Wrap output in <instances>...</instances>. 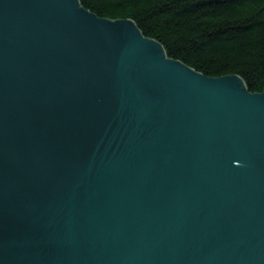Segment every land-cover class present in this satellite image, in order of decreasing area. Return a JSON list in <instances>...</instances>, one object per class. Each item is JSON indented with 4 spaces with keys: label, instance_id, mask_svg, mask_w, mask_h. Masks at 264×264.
I'll use <instances>...</instances> for the list:
<instances>
[{
    "label": "water",
    "instance_id": "obj_1",
    "mask_svg": "<svg viewBox=\"0 0 264 264\" xmlns=\"http://www.w3.org/2000/svg\"><path fill=\"white\" fill-rule=\"evenodd\" d=\"M0 264H264V92L0 0Z\"/></svg>",
    "mask_w": 264,
    "mask_h": 264
},
{
    "label": "trees",
    "instance_id": "obj_2",
    "mask_svg": "<svg viewBox=\"0 0 264 264\" xmlns=\"http://www.w3.org/2000/svg\"><path fill=\"white\" fill-rule=\"evenodd\" d=\"M100 18L131 19L169 58L264 92V0H79Z\"/></svg>",
    "mask_w": 264,
    "mask_h": 264
}]
</instances>
